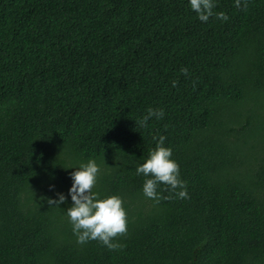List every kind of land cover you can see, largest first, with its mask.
Masks as SVG:
<instances>
[{"label": "trees", "instance_id": "trees-1", "mask_svg": "<svg viewBox=\"0 0 264 264\" xmlns=\"http://www.w3.org/2000/svg\"><path fill=\"white\" fill-rule=\"evenodd\" d=\"M212 2L0 0V264H264V0ZM160 135L187 198L143 194ZM89 158L122 198L115 249L46 201Z\"/></svg>", "mask_w": 264, "mask_h": 264}, {"label": "clouds", "instance_id": "clouds-1", "mask_svg": "<svg viewBox=\"0 0 264 264\" xmlns=\"http://www.w3.org/2000/svg\"><path fill=\"white\" fill-rule=\"evenodd\" d=\"M235 4L240 7V0H235ZM188 5L201 22H207L213 15L212 9L215 6L212 0H188ZM215 15L220 20L228 19L223 12ZM172 85L175 86V81ZM163 116L162 109L149 108L140 121L141 126L152 118L161 119ZM164 141L165 137L160 135L156 139L155 147L148 151L143 162L135 169L138 176L144 177V196L157 203L160 200V193L156 191L158 184L167 185L175 198H187L185 182L179 176V165L171 158L172 149L164 146ZM68 169L72 171L69 173L71 183L67 194L56 191L55 185H50L49 191L53 192V196L46 199L47 203L57 206L68 204L65 214L78 244L98 240L110 250L117 248L119 245L113 242V238L127 230L122 198L118 195L101 197L98 192L92 191L100 171L94 159L89 158L86 162H80L78 166H70Z\"/></svg>", "mask_w": 264, "mask_h": 264}]
</instances>
